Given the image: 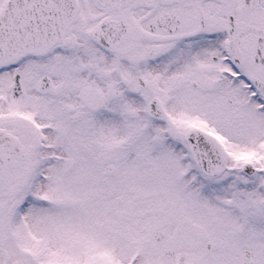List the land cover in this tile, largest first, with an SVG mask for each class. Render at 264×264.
I'll return each instance as SVG.
<instances>
[{
    "label": "snow or ice",
    "instance_id": "snow-or-ice-1",
    "mask_svg": "<svg viewBox=\"0 0 264 264\" xmlns=\"http://www.w3.org/2000/svg\"><path fill=\"white\" fill-rule=\"evenodd\" d=\"M0 264H264V0H0Z\"/></svg>",
    "mask_w": 264,
    "mask_h": 264
}]
</instances>
